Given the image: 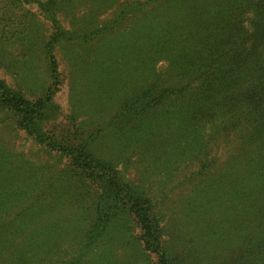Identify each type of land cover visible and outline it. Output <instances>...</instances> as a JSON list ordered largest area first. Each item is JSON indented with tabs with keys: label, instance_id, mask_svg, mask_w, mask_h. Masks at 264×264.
Instances as JSON below:
<instances>
[{
	"label": "trees",
	"instance_id": "trees-1",
	"mask_svg": "<svg viewBox=\"0 0 264 264\" xmlns=\"http://www.w3.org/2000/svg\"><path fill=\"white\" fill-rule=\"evenodd\" d=\"M34 1L54 27L40 52L54 84L58 69L51 46L55 35L65 31L54 18L61 0ZM180 3L186 8L177 15L182 26L167 23L148 40V47L141 43L128 48L135 50L138 76L128 75L131 80L120 86L124 92L119 87L113 91L119 98L113 116L117 125L107 123L88 143L65 145L39 132V124L57 109L52 90L32 100L0 79V106L19 117L29 135L42 138L46 147L96 179L100 188L88 225L62 229V238L72 239L66 244L55 241V220L42 221L48 205L27 208L7 221L0 214V264H264V0ZM161 58L168 61L169 76L154 68ZM171 75L179 82H167ZM109 125L119 137L128 134L118 144L115 138L116 147L109 149L126 153L124 164L135 157L155 174L168 168L166 177L178 160L197 161V169L188 173L194 189L185 203L192 237L178 233L179 250L163 237L157 209L165 194L153 197L150 188L125 179L117 160L88 146ZM239 129L245 154L235 157L245 163L244 173L232 175L234 167L229 173L210 172L215 165L212 141L225 140ZM252 146L255 157L250 156ZM53 191L68 200L67 192ZM1 192L0 212L8 201ZM103 204L107 207L102 211ZM214 211L220 212L217 217ZM69 247L73 254H61Z\"/></svg>",
	"mask_w": 264,
	"mask_h": 264
},
{
	"label": "rangeland",
	"instance_id": "rangeland-1",
	"mask_svg": "<svg viewBox=\"0 0 264 264\" xmlns=\"http://www.w3.org/2000/svg\"><path fill=\"white\" fill-rule=\"evenodd\" d=\"M184 9L180 0H61L54 18L65 31L64 36L55 35L51 46L58 69V78L53 84L40 53L46 50L45 45L54 32L52 23L44 19L34 0L20 4L0 0V79L32 100L52 90L51 103L57 109L39 124V132L65 145L88 143L94 132L116 121L113 116L119 98L113 91L119 87L124 92L120 86L131 80L128 75L138 76L134 74L137 70L133 65L135 50L128 48L141 43L148 47V40L158 31H164L162 28L167 23L173 21L182 26L184 20L177 15ZM154 68L167 76L170 74L168 61L163 58ZM167 82L179 81L171 75ZM240 131L235 130L225 140L220 137L212 141L211 156L215 165L210 172L229 173L234 167L232 175H237V171L239 175L244 173L245 163L235 157V154H245ZM115 138L118 144L119 138L127 139L128 134L119 137L114 125H109L88 146L117 160L125 179L150 188L153 197L159 199L162 192L165 194L157 213L163 237L179 250L178 233L187 235L192 231L186 224L185 203L193 188L188 173L197 169V161H186L184 157L173 164L172 171L165 177L168 168H161L160 175L155 174L154 170L139 166L135 157L124 164L126 153L109 151L110 147H116ZM161 142L171 144L169 139H161ZM45 144L42 138L29 135L10 109L0 106V190L8 197L0 212L1 218L11 220L27 208L48 205L49 212H45L42 221L55 220V241L66 244L72 239L70 236L62 238V229L88 225L100 188L96 179L86 177L66 157ZM256 152L252 146L250 156L255 157ZM58 188L61 193H68V200L54 194L53 190ZM18 194H22L20 200H15ZM77 197L82 201L75 203ZM102 206L103 211L107 204ZM214 213L217 217L220 212ZM191 237L189 234L188 238ZM73 251L69 247L61 254L70 256ZM200 253H205V249H200Z\"/></svg>",
	"mask_w": 264,
	"mask_h": 264
}]
</instances>
